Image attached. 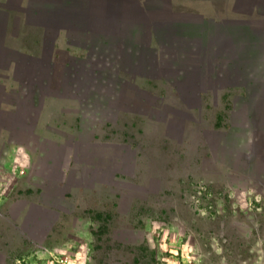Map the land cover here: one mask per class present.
I'll use <instances>...</instances> for the list:
<instances>
[{
    "label": "crops",
    "instance_id": "crops-1",
    "mask_svg": "<svg viewBox=\"0 0 264 264\" xmlns=\"http://www.w3.org/2000/svg\"><path fill=\"white\" fill-rule=\"evenodd\" d=\"M150 108L253 114L264 182V0H0V167L2 147L35 157L31 197L0 206V264L62 210L117 203L112 131L157 129Z\"/></svg>",
    "mask_w": 264,
    "mask_h": 264
},
{
    "label": "rangeland",
    "instance_id": "rangeland-1",
    "mask_svg": "<svg viewBox=\"0 0 264 264\" xmlns=\"http://www.w3.org/2000/svg\"><path fill=\"white\" fill-rule=\"evenodd\" d=\"M230 124L226 119L222 127ZM133 127L112 131L118 142L132 143L137 152L136 173L117 175L148 185L163 166L152 159L159 161L161 153L157 150L156 158L147 144L163 135L155 130L144 134L137 123ZM186 139L184 147L170 155L167 184L159 192L135 194L133 203L123 206L115 187L117 203H103L109 198L105 189L95 206L62 210L49 244L24 243V258L15 264H264V182L257 183V169L245 173L228 164L203 168V140L195 146L191 137ZM28 149L2 147L8 159L0 167V206H9L19 195L31 197L27 175L35 157ZM22 164L29 169L17 176ZM243 172L247 184H229V176ZM88 200L95 201L91 196ZM53 246L58 250L46 248Z\"/></svg>",
    "mask_w": 264,
    "mask_h": 264
},
{
    "label": "flooded vegetation",
    "instance_id": "flooded-vegetation-1",
    "mask_svg": "<svg viewBox=\"0 0 264 264\" xmlns=\"http://www.w3.org/2000/svg\"><path fill=\"white\" fill-rule=\"evenodd\" d=\"M149 110L150 116L155 119L157 118L159 122L163 123L162 125L159 124V127H156L157 129L152 128L151 130H155L156 134L160 133L163 136L159 137L157 140L153 138L152 141L148 142L147 146L153 148V154L156 158L159 157L156 151L158 150L161 153V159L159 161L155 160L153 157L152 159L153 162H156V164L160 166L159 168H161V166L163 167L158 174L150 176L148 185L119 179L115 187L120 189L119 192L122 196L121 199L123 198V206H130L134 201L135 194L149 196L148 191L150 193L159 192V190L167 184L166 178H168L167 175L169 173L168 160L171 158L170 155H176V151L184 147L187 137H191L192 144L194 143L195 146L202 139L204 144L203 148L207 147V155H204L205 160L203 168H211L212 166L216 168L218 165L228 164L241 171H245V173L251 169H257L255 178L258 183V130L254 129L252 133H250L249 130V126L256 125L254 123L256 116L248 114L235 115L232 117L228 114H218L214 116L216 122L211 125L207 121H204V119H206L204 116L197 117L196 115L178 109L165 108L159 110L150 108ZM226 119L231 121L228 128L222 127ZM135 124L133 126H135ZM141 131L144 134L148 133L143 129H141ZM144 144H142V147H145ZM118 145H120V149L118 153V164L114 167L115 172L122 171L128 174H135L136 162L134 159L137 158L136 148L134 149V147H132L133 151H131L129 142H118ZM123 145H127L129 151H127V149L122 151ZM193 153L194 151L191 152V154ZM162 157L165 158L163 159ZM163 162H165V165ZM210 171L213 172L212 174H216L214 170ZM245 173H234L233 176H229V184H247L249 182V177ZM129 185L133 187V189L129 188ZM115 193L118 195L117 191H115ZM140 196L138 198H140ZM26 215L28 220L35 218L37 220L40 217L38 216L37 210H32ZM27 227L30 228L29 226Z\"/></svg>",
    "mask_w": 264,
    "mask_h": 264
},
{
    "label": "built area",
    "instance_id": "built-area-1",
    "mask_svg": "<svg viewBox=\"0 0 264 264\" xmlns=\"http://www.w3.org/2000/svg\"><path fill=\"white\" fill-rule=\"evenodd\" d=\"M29 164V163H28ZM28 165L27 164H22L20 165V167H18V169L15 171V174L17 176H22L23 174H25L28 171ZM1 183V182H0Z\"/></svg>",
    "mask_w": 264,
    "mask_h": 264
}]
</instances>
